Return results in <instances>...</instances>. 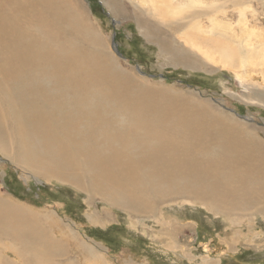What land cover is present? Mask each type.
I'll return each mask as SVG.
<instances>
[{
  "label": "bare ground",
  "instance_id": "bare-ground-1",
  "mask_svg": "<svg viewBox=\"0 0 264 264\" xmlns=\"http://www.w3.org/2000/svg\"><path fill=\"white\" fill-rule=\"evenodd\" d=\"M68 1L0 0V152L12 162L22 161L17 164L24 172L30 168L79 189L86 185L91 196L135 215H156L164 197L180 195L228 218L255 212L264 217V145L249 134L256 129L213 104L204 117L178 99L155 97L145 82L116 66L99 37L89 35L86 16L76 14ZM201 1L143 2L151 15H163L158 3L179 5L194 20L208 15L212 28L216 9L212 4L198 8ZM186 7L193 9L186 12ZM109 8L119 14L117 4ZM197 37L222 54L223 66L238 54L235 48L229 51L228 40ZM247 37L245 46L264 47V38ZM187 39L169 52L189 67L195 61L186 44L195 46V41ZM154 41L166 50L171 43ZM261 65L257 72L264 76ZM252 72L243 74L255 77ZM24 206L0 192V251L5 254L0 264H53L67 245L85 257L91 254L87 243L65 238L72 234L51 225L48 215ZM163 216L161 226L179 221L171 213ZM161 229H154L155 238L166 236Z\"/></svg>",
  "mask_w": 264,
  "mask_h": 264
},
{
  "label": "rangeland",
  "instance_id": "rangeland-1",
  "mask_svg": "<svg viewBox=\"0 0 264 264\" xmlns=\"http://www.w3.org/2000/svg\"><path fill=\"white\" fill-rule=\"evenodd\" d=\"M110 1V5L105 0L68 3L75 6L71 9L76 14L86 16L89 35L99 37L116 66L139 83L145 82L155 97L170 102L178 99L179 104L192 106L204 117L209 104L215 105L243 126L254 127L256 130L249 134L264 145V76L257 72L264 63V47L244 44L247 35L264 38V0H202L198 8L212 4L216 9L217 14L211 15L216 21L212 28L208 15L194 20L184 15L179 5L162 7L158 3L163 15H151L145 0ZM112 4H117L119 14L109 8ZM191 9L186 7L185 11ZM232 34L238 38L234 36L231 41ZM195 35L228 40L229 51L236 49L238 54L232 64L223 66L222 54ZM187 38L195 41V46L186 44L192 47L186 53L193 52L195 61L189 67L171 59L169 49L182 46ZM154 39L169 40L171 46L165 44L167 50L162 49ZM251 58L253 63L248 64ZM245 70L257 73L252 72L253 77L243 74ZM6 152L10 155L8 143ZM17 163L22 161L12 162L0 152V192L39 215H48L51 225L72 234L65 238H76L92 248L85 257L76 247L64 245L53 264H264V217L259 212L228 218L174 195L164 197L168 202L158 204L156 215H135L107 203L98 194L91 196L85 184L79 189L29 168L31 175ZM164 212L178 217L177 224L161 226ZM154 229L165 231L166 236L155 238ZM4 255L0 251V256Z\"/></svg>",
  "mask_w": 264,
  "mask_h": 264
},
{
  "label": "water",
  "instance_id": "water-1",
  "mask_svg": "<svg viewBox=\"0 0 264 264\" xmlns=\"http://www.w3.org/2000/svg\"><path fill=\"white\" fill-rule=\"evenodd\" d=\"M115 48V47H114Z\"/></svg>",
  "mask_w": 264,
  "mask_h": 264
}]
</instances>
